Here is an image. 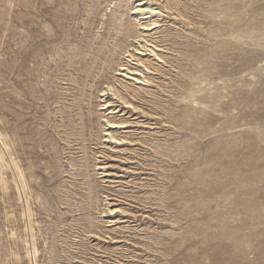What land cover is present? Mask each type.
<instances>
[{
  "label": "rangeland",
  "instance_id": "1",
  "mask_svg": "<svg viewBox=\"0 0 264 264\" xmlns=\"http://www.w3.org/2000/svg\"><path fill=\"white\" fill-rule=\"evenodd\" d=\"M139 1L0 0V264H264V0Z\"/></svg>",
  "mask_w": 264,
  "mask_h": 264
},
{
  "label": "bare ground",
  "instance_id": "2",
  "mask_svg": "<svg viewBox=\"0 0 264 264\" xmlns=\"http://www.w3.org/2000/svg\"><path fill=\"white\" fill-rule=\"evenodd\" d=\"M143 1L144 0H140L139 3L132 8L133 9L132 14H137L138 16L139 15L144 16V17H142V19H149L150 18V21L148 23L144 24L142 27L145 32L152 31L153 29H155L157 27L159 20H156L153 18L155 16H160L161 13L163 12V10L164 11L166 10L165 12H170V14L176 13L174 11L176 9V6H177V3L175 2V0H155L156 2H153L154 0H147L144 2ZM154 5H156V6L158 5V6L155 7ZM119 26L120 27L125 26L126 28L124 30H120L121 28H119V27L117 28L116 32H117L118 39L113 43V45H111L112 48H110L109 51H111V55L113 57H117L121 54H124L123 56H126L124 58H127V62L122 63V62L118 61L119 58H117L116 63L114 64V66L112 68L114 70H116V67H120L118 70L123 71V73L118 72L117 75H124V76L132 75V76H129L126 78L131 79L133 77L136 82L137 81L148 82V80L145 78L146 76H144V78H141V76L138 77L139 71H141L140 72L141 74H144L143 69L140 70L139 67H144L146 69H149V65H147L146 62L144 61V59L142 58V56L144 55L143 51L150 50L151 52L155 53V55H158V53L156 52L155 48L154 49L153 48L147 49L149 46V44H148L149 41L147 38H145L144 44L135 40V43L138 42V46H136V47L134 46V48H132V44L129 42L130 39H132L131 41H133V38L136 39V38H138L139 35H136V31H134V28H133V30L130 29L129 24H127V22L124 23L121 20V23L119 24ZM131 31H133V33ZM105 39H106V36L103 37L102 43ZM154 45L156 46V44H154ZM138 55H140V56H138ZM132 60H137L138 68H132L129 65V64H131ZM91 64H92V61L89 62L88 65H91ZM85 67H87V66H85ZM108 90L112 91L113 95L117 96V98L122 100L121 102H124V103L130 105V107L132 106L133 103L131 102V99L128 98V96H129V94L131 95L133 92H131L127 87L119 89L117 86L114 85V83L109 82ZM103 94H106V93H103ZM132 95H134V94H132ZM106 104H107V106H110L111 103H106ZM133 108L137 109L136 106H134ZM110 113H113V111H110ZM104 117H106V116L104 115ZM102 121L104 122V125L107 127V128L105 127L106 130L104 129L106 131L105 136H107V138L105 139L106 141L110 140V142H112V141L116 142L118 140H122L121 138L117 137L118 132H117V130H114V129L115 128H117V129L124 128L126 126V123H127L126 121L117 120L114 117L103 118ZM0 136H1V134H0ZM111 211H115V209H112Z\"/></svg>",
  "mask_w": 264,
  "mask_h": 264
}]
</instances>
